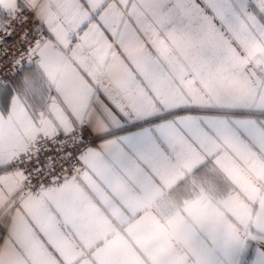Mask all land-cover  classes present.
<instances>
[{"label":"snow or ice","instance_id":"snow-or-ice-1","mask_svg":"<svg viewBox=\"0 0 264 264\" xmlns=\"http://www.w3.org/2000/svg\"><path fill=\"white\" fill-rule=\"evenodd\" d=\"M0 64V264H264V0H0Z\"/></svg>","mask_w":264,"mask_h":264},{"label":"built area","instance_id":"built-area-1","mask_svg":"<svg viewBox=\"0 0 264 264\" xmlns=\"http://www.w3.org/2000/svg\"><path fill=\"white\" fill-rule=\"evenodd\" d=\"M9 43H12V41H9ZM3 65L2 64H0V67H2Z\"/></svg>","mask_w":264,"mask_h":264}]
</instances>
